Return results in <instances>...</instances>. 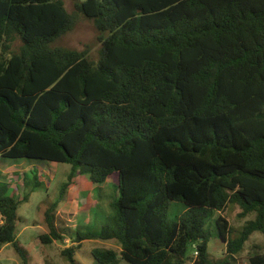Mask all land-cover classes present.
Returning a JSON list of instances; mask_svg holds the SVG:
<instances>
[{"label":"trees","instance_id":"trees-1","mask_svg":"<svg viewBox=\"0 0 264 264\" xmlns=\"http://www.w3.org/2000/svg\"><path fill=\"white\" fill-rule=\"evenodd\" d=\"M75 7L0 0V157L72 166L40 242H65L56 214L77 171L95 185L118 173L110 226L76 233L62 251L70 264L91 240L121 245L93 251L99 264H234L254 234L264 236V0ZM80 18L98 32L97 60L54 46ZM174 202L186 211L169 222ZM21 204L0 185V251L12 245L28 264ZM236 207L240 219L254 216L238 234L226 216ZM209 224L226 245L222 262L209 259ZM249 264H264V242Z\"/></svg>","mask_w":264,"mask_h":264},{"label":"rangeland","instance_id":"rangeland-1","mask_svg":"<svg viewBox=\"0 0 264 264\" xmlns=\"http://www.w3.org/2000/svg\"><path fill=\"white\" fill-rule=\"evenodd\" d=\"M70 14L76 13V4L85 0H62ZM98 32L94 26L79 19L74 29L59 39L54 46L79 51L88 50L93 60L98 58L100 44L97 40ZM72 166L68 164H51L37 160H8L0 157V185L8 188L10 195L22 202L18 211V242L27 252L28 264H70L67 257L62 255L66 248L75 246L76 233L100 234L108 228L115 216L114 204L119 198V174L110 175L104 184L95 185L86 174L77 171L74 185H71L64 202L59 203L56 214V225L65 242H54L50 245L42 244L41 235L47 234L49 229L45 222V212L59 200L61 189L68 182ZM38 176V186L34 176ZM183 203L174 202L167 212L169 222L176 221L184 212ZM240 210L231 208L227 218L238 234L243 226L254 219L253 215L240 219ZM219 216L215 213L210 219ZM63 222V223H62ZM0 224L2 219L0 216ZM211 241L209 243V259L222 262L227 257V248L218 237L214 226H207ZM67 233V234H66ZM264 236L254 234L246 243L244 251L235 258L234 264H249L252 248L261 245ZM95 250H113L120 252L121 245L115 241L91 240L84 241L77 250L75 260L78 264H99L93 256ZM192 252L189 253V256ZM0 264H24L20 255L12 245L5 246L0 251ZM119 264H128L121 260ZM185 264H192L186 261Z\"/></svg>","mask_w":264,"mask_h":264}]
</instances>
